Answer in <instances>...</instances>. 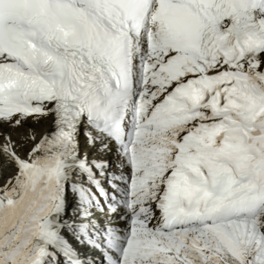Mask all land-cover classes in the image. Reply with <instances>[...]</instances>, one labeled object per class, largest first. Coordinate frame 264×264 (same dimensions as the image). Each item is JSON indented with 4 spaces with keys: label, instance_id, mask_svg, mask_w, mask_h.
<instances>
[{
    "label": "snow or ice",
    "instance_id": "obj_1",
    "mask_svg": "<svg viewBox=\"0 0 264 264\" xmlns=\"http://www.w3.org/2000/svg\"><path fill=\"white\" fill-rule=\"evenodd\" d=\"M0 264H264V0H0Z\"/></svg>",
    "mask_w": 264,
    "mask_h": 264
}]
</instances>
